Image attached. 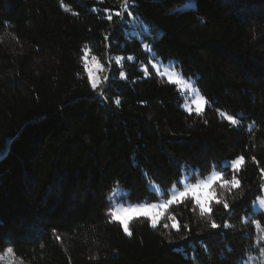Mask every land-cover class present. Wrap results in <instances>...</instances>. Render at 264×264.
I'll list each match as a JSON object with an SVG mask.
<instances>
[{"label":"trees","instance_id":"16d2710c","mask_svg":"<svg viewBox=\"0 0 264 264\" xmlns=\"http://www.w3.org/2000/svg\"><path fill=\"white\" fill-rule=\"evenodd\" d=\"M145 46L194 82L203 112L184 111L176 85L140 70ZM86 51L102 64L126 59L102 92ZM239 158L210 213L187 199L169 209L177 227L141 217L131 234L111 218L112 189L153 203L151 183L167 194L184 174ZM263 189L264 0H0V256L264 264Z\"/></svg>","mask_w":264,"mask_h":264},{"label":"rangeland","instance_id":"374dc122","mask_svg":"<svg viewBox=\"0 0 264 264\" xmlns=\"http://www.w3.org/2000/svg\"><path fill=\"white\" fill-rule=\"evenodd\" d=\"M129 24L130 31L133 35H137L142 38V35L148 33L146 25L133 16H131ZM145 48L149 54V59L148 63L142 65L140 70L147 74L148 68H151L157 75L166 79L171 84H173L172 79L181 81V83L174 85H176L180 95L184 99L182 105L183 110L188 113L203 112L206 108L207 102L205 98L200 95L198 89L194 85V82L185 78L179 71L176 70L174 61L164 63L161 60H157L151 49L147 46H145ZM125 60L126 59L124 57H115L111 58L106 64H102L99 60L90 55L89 51H86L84 64L93 87L102 92V88L108 81L109 71L121 67ZM127 60L134 61L132 57H129ZM123 75L124 74L121 75L122 78L124 77ZM93 81H95V83H93ZM237 161H240V163L237 164ZM242 165L243 159L239 158L235 161H223L220 169H212L203 177L197 175L196 178L192 179L193 175L186 173L174 186L167 190V194L162 191L158 184L151 183L149 186L150 191L160 196V198L153 203L146 201L137 203L131 202L126 199V191L121 188L112 189L109 195L111 204L110 213L112 215L111 218L117 221L122 226L123 230L124 222L127 221V234L130 233V222L141 217L147 218L153 227H157L160 224L177 227L178 224L176 220L169 214L171 206L189 199L194 202V205L202 214L210 213L211 205L220 200L223 196V191L227 189L226 186L236 184L235 182L232 183L231 181H227L226 175L229 172H232V175H234V173L238 171ZM205 185H210L207 192L204 191ZM194 188H199L201 191H199L196 195H193L191 190ZM209 192L214 193V195L209 197ZM182 193H186V195H181ZM197 196L200 198V203L197 202ZM262 201H264V189L261 198H259L254 204L255 211H264V203H262ZM205 202L207 208L209 209L208 211H205L201 206ZM0 257H3V259H0V264H27L21 260H17L13 253L9 255L8 251Z\"/></svg>","mask_w":264,"mask_h":264},{"label":"snow or ice","instance_id":"6c2138e0","mask_svg":"<svg viewBox=\"0 0 264 264\" xmlns=\"http://www.w3.org/2000/svg\"><path fill=\"white\" fill-rule=\"evenodd\" d=\"M172 79V78H171ZM93 83H95V81H93ZM172 83L173 84H178V83H181V81H179V80H176V79H172ZM120 100L119 99H117L116 100V104H120ZM233 123H235V121H233ZM237 164H239L240 163V161H237L236 162ZM210 188V185H205L204 186V191H206L207 192V190ZM192 191V194L193 195H196L199 191H201L199 188H194V189H192L191 190ZM181 195H186V193H182ZM214 195V193H208V196L209 197H211V196H213ZM197 202L198 203H200V198H199V196H197ZM262 203H264V201H262ZM202 208L205 210V211H208L209 209L207 208V206H206V202L205 203H203L202 205ZM127 215V214H126ZM213 227L215 228L216 227V225L215 224H213ZM124 230H125V232H128V224H127V221H125L124 222ZM129 234H131V233H129ZM12 253V249L11 248H9L8 249V254L10 255ZM0 259H3V257H0Z\"/></svg>","mask_w":264,"mask_h":264}]
</instances>
